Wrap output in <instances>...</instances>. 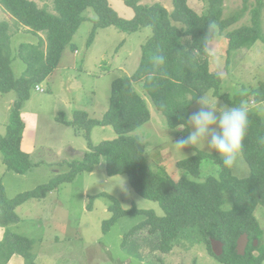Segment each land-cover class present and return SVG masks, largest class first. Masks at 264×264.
Returning <instances> with one entry per match:
<instances>
[{"label": "trees", "instance_id": "obj_1", "mask_svg": "<svg viewBox=\"0 0 264 264\" xmlns=\"http://www.w3.org/2000/svg\"><path fill=\"white\" fill-rule=\"evenodd\" d=\"M172 2L174 9L170 12L160 3L142 5L140 0H126V5L134 11V18L125 20L112 8L109 0H54L55 13L40 8L32 0H0V5L17 26H23L34 36L46 35L38 44L21 43L15 51L12 40L18 30L12 32L8 22H0V93L16 94L8 133L0 137V152L8 170L21 175L35 166L31 155L22 148L27 128L22 117L23 109L31 100L32 90L37 87L43 91L38 86L59 67L66 48L73 47L74 37L87 19L85 12L93 9L97 15L88 47L101 29L116 27L126 34L145 28L152 30V36L143 46L137 71L130 77L113 82L110 105L101 119L91 118L83 111L76 112L72 121H68L64 113L60 115L61 123L72 126L78 134L85 136L91 149L89 152L68 162V171L57 175L49 184L14 199L7 198L0 181L1 226L19 223L17 209L21 205L32 199H44L63 184L75 181L79 175L94 172L106 158L109 177L128 175L132 188L142 198L159 203L165 215L159 217L155 211L140 210L135 206L125 210L116 198L105 195L111 201L112 213L105 231L120 218L144 217V221L126 235V239L148 231L158 237L160 252L170 254L184 231L196 229L210 254L221 264H264V230L255 216L259 207L264 208V143L260 142L264 138V119L250 109L251 104L264 103V83L251 90L243 88L233 97L221 94L223 79L211 71L210 54L217 29L228 41V59L232 52L249 50L259 41L264 43V3L258 0L257 7L251 11L250 25L228 32L239 22L242 14L224 19L225 0H209V8L202 15L188 6V0ZM247 11L245 7L243 13ZM210 23H214L216 28L206 37ZM158 52L166 56L167 62L160 68H153L152 57ZM18 59L26 65L20 78L15 76L13 69ZM150 80L155 83L149 84ZM136 84L142 85L157 111L166 118L168 127L184 132L180 138L190 130L187 119L196 103L195 100L189 105L182 102L186 93L199 97L214 91L229 107L245 105L249 113V128L242 154L251 175L239 179L231 169L223 167L220 157L199 150L193 157L178 163V168L185 172L179 181H174L164 169L155 171L145 145L135 135L152 118L146 100L136 90ZM181 124H184L183 128ZM95 127H111L117 138L94 146L90 140ZM208 161L219 166L218 176H202L203 164ZM226 196L232 200L230 209H225ZM244 234L249 236L250 242L243 256L238 254L237 245ZM256 240L259 246H255ZM212 241L224 245L220 257L214 254ZM1 248L8 251L7 260L17 254L22 256L25 264H37L28 239L9 235Z\"/></svg>", "mask_w": 264, "mask_h": 264}, {"label": "rangeland", "instance_id": "obj_2", "mask_svg": "<svg viewBox=\"0 0 264 264\" xmlns=\"http://www.w3.org/2000/svg\"><path fill=\"white\" fill-rule=\"evenodd\" d=\"M32 1L37 2L40 8L55 13L54 0ZM109 2L121 18H134V11L126 5V0ZM157 3L170 12L174 9L172 0H140L142 5ZM257 4L258 0H225L224 19L242 14L239 22L228 32L250 25L251 11ZM188 6L202 15L209 8V0H188ZM245 7L248 11L243 13ZM262 15L264 32V10ZM84 17L87 19L75 35L73 47L66 48L59 67L38 86L43 91L37 90V87L32 90L31 100L23 109L22 117L28 127L22 148L31 155L35 166L26 174H17L8 170L0 152V181L9 199L49 184L57 175L68 171V162L80 159L91 150L85 136L78 134L72 126L61 123L60 115L64 113L66 119L72 121L76 112L83 111L91 118L101 119L110 105L113 82L134 75L142 60L143 46L152 36L151 28L126 34L111 27L99 30L91 47H88L94 30L93 20L97 19V15L93 9H88ZM0 22H8L12 32L18 30L12 40L15 51L21 43L38 44L40 38L45 39L44 34L34 36L23 26H17L1 5ZM20 33L24 34L17 36ZM216 35L210 45L211 71L223 79L220 93L233 97L243 88L251 90L264 83V43L259 41L249 50L232 52L228 59V41L218 29ZM13 69L15 76L20 78L26 65L18 59ZM136 90L146 100L152 118L135 135L145 145L155 171L164 169L174 181H179L185 172L178 168V163L196 155L197 150L219 157L203 144L184 149L185 155L175 149L173 143L184 132L168 127L166 118L157 111L141 84H136ZM206 96L218 106L226 105L214 91H209ZM15 99V93H0V137L8 133ZM198 107L195 103L191 113ZM250 109L264 119V103L257 106L251 104ZM115 138L117 134L111 127H95L90 141L99 146ZM106 168L107 160L103 158L94 172L79 175L75 181L63 184L44 199H32L21 205L17 209L19 223L8 227L0 225V264L6 261V264H25L22 256L17 254L7 260L8 251L1 247L9 235L31 242L37 264H221L210 254L196 229L184 231L170 254L160 252L158 237L148 231L126 239V235L143 222L144 217L120 218L105 231L106 222L112 218L111 201L105 195L116 198L125 210L135 206L140 210L155 211L159 217L165 215L159 203L142 198L132 188L128 175L109 177ZM219 169L213 162H205L202 176H218L216 172ZM231 170L239 179L251 175L242 152ZM124 182L125 186L121 188ZM226 200L225 209H230L232 200L229 196ZM255 216L264 230V208L259 207Z\"/></svg>", "mask_w": 264, "mask_h": 264}, {"label": "clouds", "instance_id": "obj_3", "mask_svg": "<svg viewBox=\"0 0 264 264\" xmlns=\"http://www.w3.org/2000/svg\"><path fill=\"white\" fill-rule=\"evenodd\" d=\"M216 25L210 23L207 29L208 37L214 33ZM167 62L164 54L158 52L152 57L153 68H160ZM151 74V73H149ZM149 81V84H154ZM196 101L199 105L187 119L190 126L188 134L177 139L173 145L175 149L181 150L203 144L208 150H214L219 155L225 169H232L244 148L245 139L249 128V113L245 105L240 106H218V103L211 101L206 95L197 97L191 93H186L182 102L188 105ZM181 128L184 124L180 125ZM264 143V138L261 139ZM125 182L121 188H124ZM126 191V189H125Z\"/></svg>", "mask_w": 264, "mask_h": 264}, {"label": "water", "instance_id": "obj_4", "mask_svg": "<svg viewBox=\"0 0 264 264\" xmlns=\"http://www.w3.org/2000/svg\"><path fill=\"white\" fill-rule=\"evenodd\" d=\"M249 236L247 234H244L240 237L238 240V245H237V252L239 255H245L247 247L249 245ZM258 241H255V246H257ZM212 248L213 252L217 257H220L223 252H224V245L221 242L218 241H212Z\"/></svg>", "mask_w": 264, "mask_h": 264}, {"label": "crops", "instance_id": "obj_5", "mask_svg": "<svg viewBox=\"0 0 264 264\" xmlns=\"http://www.w3.org/2000/svg\"><path fill=\"white\" fill-rule=\"evenodd\" d=\"M27 127H28V125H27ZM24 142H25V139H24Z\"/></svg>", "mask_w": 264, "mask_h": 264}]
</instances>
